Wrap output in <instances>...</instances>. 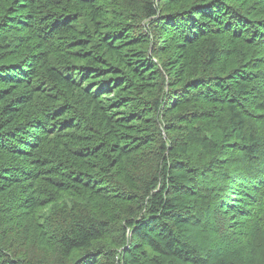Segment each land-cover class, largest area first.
I'll return each instance as SVG.
<instances>
[{
    "label": "trees",
    "instance_id": "obj_1",
    "mask_svg": "<svg viewBox=\"0 0 264 264\" xmlns=\"http://www.w3.org/2000/svg\"><path fill=\"white\" fill-rule=\"evenodd\" d=\"M262 145L264 0H0V264H232L197 229L264 230Z\"/></svg>",
    "mask_w": 264,
    "mask_h": 264
},
{
    "label": "rangeland",
    "instance_id": "obj_2",
    "mask_svg": "<svg viewBox=\"0 0 264 264\" xmlns=\"http://www.w3.org/2000/svg\"><path fill=\"white\" fill-rule=\"evenodd\" d=\"M132 12L139 25L146 23L149 24L148 21L142 17L139 10L132 9ZM149 27L150 24L146 26L147 29ZM150 50L151 46H148V54L150 53ZM197 52L203 53V50L197 49ZM193 60L194 57L190 56V63H192ZM261 147H264V145ZM260 153L261 152H259V154ZM139 155L150 160L148 164H144L145 167L152 166L155 159L151 155V150L143 151V153H136L133 156L135 160ZM141 160V158L137 159L136 167L142 165ZM260 167L263 168L259 163L255 164L256 169ZM137 176H139V174ZM66 199L67 197H64V195L54 194L51 203L44 204L41 209L36 210V214L38 215L33 218L35 224H43V220L46 219L55 223L61 214H63V207ZM69 199L74 201L73 197H70ZM27 221L26 229L19 228L21 234L27 233L32 227L30 225V219L27 218ZM16 224V226H19L18 223ZM22 224H24V222H22L21 225ZM32 234L33 233H31V235ZM196 234L201 248L209 249V252L205 257L206 261L211 262L214 258L222 257L225 261L232 264H264V230H259L256 226L247 224L244 218L235 221L234 218H232V215H227L219 211V213L209 220V228L207 231L204 230V232H202L197 229ZM11 236H14V234ZM144 248L145 246H141L138 250ZM39 249L40 248H38V251ZM178 263H180V261H175V264Z\"/></svg>",
    "mask_w": 264,
    "mask_h": 264
},
{
    "label": "bare ground",
    "instance_id": "obj_3",
    "mask_svg": "<svg viewBox=\"0 0 264 264\" xmlns=\"http://www.w3.org/2000/svg\"><path fill=\"white\" fill-rule=\"evenodd\" d=\"M143 82V81H142ZM145 82V81H144ZM145 87V86H144ZM146 89V88H145ZM90 167V166H89ZM92 167V166H91ZM96 168V167H95Z\"/></svg>",
    "mask_w": 264,
    "mask_h": 264
}]
</instances>
